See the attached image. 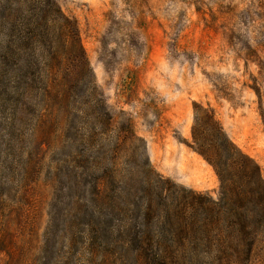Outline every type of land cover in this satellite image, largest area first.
<instances>
[{
	"label": "rangeland",
	"instance_id": "obj_1",
	"mask_svg": "<svg viewBox=\"0 0 264 264\" xmlns=\"http://www.w3.org/2000/svg\"><path fill=\"white\" fill-rule=\"evenodd\" d=\"M54 1L77 25L113 125H132L158 174L218 197L214 170L191 148L193 103L213 109L264 173V0ZM5 20L0 12V44ZM1 47L4 73L18 72ZM18 99L0 93V264H128L70 237L67 182L52 185L65 155L51 153L33 128L37 112ZM126 161L146 167L141 150Z\"/></svg>",
	"mask_w": 264,
	"mask_h": 264
},
{
	"label": "trees",
	"instance_id": "obj_2",
	"mask_svg": "<svg viewBox=\"0 0 264 264\" xmlns=\"http://www.w3.org/2000/svg\"><path fill=\"white\" fill-rule=\"evenodd\" d=\"M0 12L10 30L1 48L20 64L6 74L0 60V93L27 101L33 128L65 155L54 161L52 185L67 182L70 237L128 264H264V173L213 109L193 103L191 148L214 170L217 198L158 174L132 125L115 128L77 25L54 0H0ZM139 150L144 170L127 166Z\"/></svg>",
	"mask_w": 264,
	"mask_h": 264
}]
</instances>
